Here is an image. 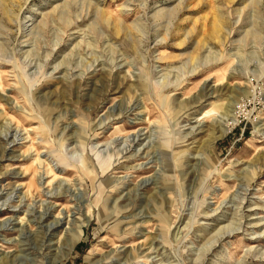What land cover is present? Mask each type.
Here are the masks:
<instances>
[{"label": "rangeland", "instance_id": "1", "mask_svg": "<svg viewBox=\"0 0 264 264\" xmlns=\"http://www.w3.org/2000/svg\"><path fill=\"white\" fill-rule=\"evenodd\" d=\"M0 6V264H264V0Z\"/></svg>", "mask_w": 264, "mask_h": 264}, {"label": "bare ground", "instance_id": "2", "mask_svg": "<svg viewBox=\"0 0 264 264\" xmlns=\"http://www.w3.org/2000/svg\"><path fill=\"white\" fill-rule=\"evenodd\" d=\"M2 2V1H1ZM1 7V6H0ZM6 12V11H5ZM7 15V14H6ZM216 24V23H215ZM216 27V26H215ZM219 29V28H218ZM215 124H217V125H214V128H213V130H212V143L211 144H213V142L217 139V138H219V137H221V136H224L225 135V133L227 132L226 131V125L224 126V124L223 123H221V122H217V123H215ZM264 126V125H263ZM262 128V127H261ZM219 134V135H218ZM139 136H141V135H139ZM46 214V213H45ZM1 222V221H0ZM7 223H11V220L10 221H8ZM4 226V225H3Z\"/></svg>", "mask_w": 264, "mask_h": 264}]
</instances>
